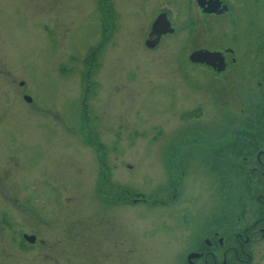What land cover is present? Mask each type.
Returning a JSON list of instances; mask_svg holds the SVG:
<instances>
[{"label": "rangeland", "instance_id": "374dc122", "mask_svg": "<svg viewBox=\"0 0 264 264\" xmlns=\"http://www.w3.org/2000/svg\"><path fill=\"white\" fill-rule=\"evenodd\" d=\"M193 5L0 0L9 71L14 84L24 82L21 93L10 88L5 117L7 105L0 107V213L9 225L0 230V264H183L195 236L224 211V167L212 161L255 148L242 134L230 146L236 135L227 125L245 116L229 117L223 111L236 106L196 89ZM162 14L177 32L150 49ZM169 161L188 171L166 208L113 206L100 196L125 187L149 197L158 186L162 198ZM25 233L38 242L24 249Z\"/></svg>", "mask_w": 264, "mask_h": 264}, {"label": "flooded vegetation", "instance_id": "af4514ba", "mask_svg": "<svg viewBox=\"0 0 264 264\" xmlns=\"http://www.w3.org/2000/svg\"><path fill=\"white\" fill-rule=\"evenodd\" d=\"M193 3L191 38L198 44L191 54L196 51L214 54L206 62L196 63L190 61L189 55V67H193L196 76V89L204 98L210 93L215 103L223 95L226 105L230 101L236 106L223 111L229 117L245 116L237 125L233 122L227 125L226 132L232 128L236 135L230 146L236 141L239 143L238 137L242 134L249 136V140H243L252 142L251 147L255 149L242 159L212 161L224 170L230 167V173L223 170L221 175L223 191L227 193L224 211L217 213L219 215L214 213L211 225L202 235L195 236L194 247L184 252L181 260L183 264H264V148L260 149L261 145L264 146V0H193ZM6 22L0 10V107L1 103L7 105L4 117L9 108L10 88L18 85L15 89L21 93L24 87L23 80L14 84V73L9 71L4 33ZM172 28L175 34L177 30L173 25ZM253 86L261 93L257 101L253 100ZM3 87L7 90L2 93ZM21 97L25 100L26 94L22 93ZM222 138L218 140L219 145L226 143ZM100 160L105 184L108 183L109 169L104 158ZM164 167L170 192L162 198L156 194L160 191L158 186L149 197L122 186L118 194L109 190L100 196L111 205L128 203L130 206L166 208L178 199L188 169L187 164L171 161ZM227 175L231 179L226 178ZM8 227L5 214L0 213V230L8 232ZM26 237H31V241ZM23 238L24 249L38 242L33 234L25 233Z\"/></svg>", "mask_w": 264, "mask_h": 264}, {"label": "water", "instance_id": "95a60500", "mask_svg": "<svg viewBox=\"0 0 264 264\" xmlns=\"http://www.w3.org/2000/svg\"><path fill=\"white\" fill-rule=\"evenodd\" d=\"M201 7H204L201 5ZM150 34L146 41V46L150 49L157 47L160 44V40L163 35L174 34L175 30L172 28L171 22L167 19L165 14H162L153 23ZM214 54L209 51H196L190 55V61L196 63L197 61L206 62V60ZM26 102H31V98L25 97ZM26 239L31 241V237H26Z\"/></svg>", "mask_w": 264, "mask_h": 264}]
</instances>
